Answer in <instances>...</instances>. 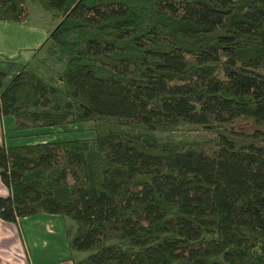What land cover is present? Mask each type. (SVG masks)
I'll use <instances>...</instances> for the list:
<instances>
[{"label":"trees","instance_id":"trees-1","mask_svg":"<svg viewBox=\"0 0 264 264\" xmlns=\"http://www.w3.org/2000/svg\"><path fill=\"white\" fill-rule=\"evenodd\" d=\"M31 4L50 70L0 69V119L94 135L0 142V218H71L74 264H264V142L157 137L238 119L264 134V0H0V21Z\"/></svg>","mask_w":264,"mask_h":264},{"label":"crops","instance_id":"crops-1","mask_svg":"<svg viewBox=\"0 0 264 264\" xmlns=\"http://www.w3.org/2000/svg\"><path fill=\"white\" fill-rule=\"evenodd\" d=\"M46 37L47 34L44 32L43 37L29 19L22 23L0 21V69L8 72L7 80L15 76L24 63H31ZM5 117L0 119V142L6 143L7 134L2 124ZM0 195H8L1 179ZM63 223L58 214L45 212L24 216L15 222L0 218V264H74L77 257H70L67 238L59 241L65 233Z\"/></svg>","mask_w":264,"mask_h":264},{"label":"rangeland","instance_id":"rangeland-1","mask_svg":"<svg viewBox=\"0 0 264 264\" xmlns=\"http://www.w3.org/2000/svg\"><path fill=\"white\" fill-rule=\"evenodd\" d=\"M29 14V23L34 24L38 28L40 33L44 37V32L47 34L52 29V23L50 15L47 11L43 10L39 5L31 4ZM39 48V47H38ZM45 56V52L42 48L37 51V54L32 57L30 66L33 70L39 72L42 75H47L49 68L42 66L38 67V61ZM7 79V78H6ZM4 129L6 132V143L8 145H22L32 144L44 141H59L69 140L84 137H91L94 135L93 130L86 128V122L81 123H69L55 125L51 127H45L40 129H21L14 130V118L13 116H6L3 120ZM2 125L0 123V130ZM261 129L252 120H235L230 123H215L211 127L203 128L201 126L183 122L175 129H170L165 132H158L157 137L160 140H166L170 138H206L215 137L219 134H224L231 137L239 144H249L253 142H264V134L261 133ZM3 142V141H1ZM63 220V224L67 225L73 223V220L67 216L59 215V219ZM55 237L51 238V241ZM66 238L64 233L63 238L60 236L59 241ZM46 251V250H45ZM48 251V250H47ZM85 252H70V257H83ZM48 255V253H47ZM72 257V258H73Z\"/></svg>","mask_w":264,"mask_h":264}]
</instances>
